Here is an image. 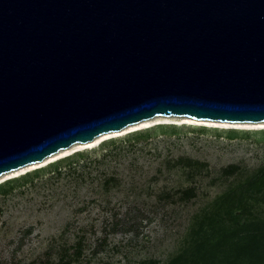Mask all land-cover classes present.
<instances>
[{"label":"water","instance_id":"water-1","mask_svg":"<svg viewBox=\"0 0 264 264\" xmlns=\"http://www.w3.org/2000/svg\"><path fill=\"white\" fill-rule=\"evenodd\" d=\"M159 116L264 122V0H0V177Z\"/></svg>","mask_w":264,"mask_h":264},{"label":"rangeland","instance_id":"rangeland-1","mask_svg":"<svg viewBox=\"0 0 264 264\" xmlns=\"http://www.w3.org/2000/svg\"><path fill=\"white\" fill-rule=\"evenodd\" d=\"M261 170L264 124L173 117L107 135L0 180V264H168L210 214L223 231L264 221V197L229 201Z\"/></svg>","mask_w":264,"mask_h":264},{"label":"trees","instance_id":"trees-1","mask_svg":"<svg viewBox=\"0 0 264 264\" xmlns=\"http://www.w3.org/2000/svg\"><path fill=\"white\" fill-rule=\"evenodd\" d=\"M243 187V193L229 201L230 207L239 209L243 204L244 211L247 198L264 197V170ZM187 191L181 200H187ZM236 218L232 219L235 228L227 231L220 227L225 221L218 214L201 219L198 228L189 234L186 248L168 264H264V221L253 218L237 225Z\"/></svg>","mask_w":264,"mask_h":264},{"label":"bare ground","instance_id":"bare-ground-1","mask_svg":"<svg viewBox=\"0 0 264 264\" xmlns=\"http://www.w3.org/2000/svg\"><path fill=\"white\" fill-rule=\"evenodd\" d=\"M160 118H173V117H154L152 119H149V120H145V121H141L140 123H137V124H134V125H130L126 128H124L123 130L121 131H118V132H112V133H106V134H103V135H100L98 137H96L93 141H90V142H87V143H78V144H75L73 146H71L70 148L68 149H65V150H61L59 151L57 154L51 156V157H48L46 158L45 160H43L42 162H39V163H34V164H31V165H27L25 167H22L18 170H15V171H11L9 173H5L4 175H2L0 177V180H2L4 177L6 176H9V175H14L16 173H22L23 171L27 170L28 168L32 167L33 166H37V165H40V167H43L47 164H49L50 162H53L59 158L62 157L63 154L67 153V155L69 154H72L74 152H76V149H84V148H92V147H95L96 145H98L104 138L107 137H110L111 135H114V136H119V135H123V134H126L128 133L130 130L132 129H135L136 127H139L141 125H144V124H147L151 121H154V120H158ZM184 119H187V120H191V121H194V122H200V123H213V124H249V123H228V122H221V121H210V120H197V119H193V118H189V117H182ZM252 124H264V122H261V123H252Z\"/></svg>","mask_w":264,"mask_h":264}]
</instances>
